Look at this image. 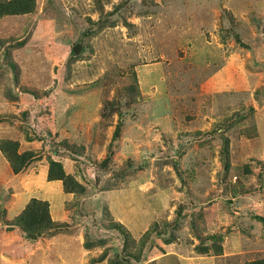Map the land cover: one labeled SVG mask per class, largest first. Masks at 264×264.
Returning a JSON list of instances; mask_svg holds the SVG:
<instances>
[{
  "label": "rangeland",
  "instance_id": "rangeland-1",
  "mask_svg": "<svg viewBox=\"0 0 264 264\" xmlns=\"http://www.w3.org/2000/svg\"><path fill=\"white\" fill-rule=\"evenodd\" d=\"M3 138L34 157L15 172L0 149V264L264 262V0L1 15ZM33 197L70 226L11 227Z\"/></svg>",
  "mask_w": 264,
  "mask_h": 264
},
{
  "label": "trees",
  "instance_id": "trees-1",
  "mask_svg": "<svg viewBox=\"0 0 264 264\" xmlns=\"http://www.w3.org/2000/svg\"><path fill=\"white\" fill-rule=\"evenodd\" d=\"M36 0H0V16L4 14H23L34 11ZM102 24L104 21H99ZM20 141L3 138L0 140V149L3 154L9 158L15 172H19L32 160L34 152L24 151L18 152ZM48 180H61L66 193H76L81 195L86 192V185L79 182L74 175L66 172L58 159L51 160L48 169ZM264 220V218H263ZM11 223L18 225L24 232L36 234L38 237L47 234L52 229L70 226L67 222L53 220L50 212V203L46 199L33 197L24 207L22 212ZM251 264H264L262 261H254Z\"/></svg>",
  "mask_w": 264,
  "mask_h": 264
},
{
  "label": "crops",
  "instance_id": "crops-1",
  "mask_svg": "<svg viewBox=\"0 0 264 264\" xmlns=\"http://www.w3.org/2000/svg\"><path fill=\"white\" fill-rule=\"evenodd\" d=\"M222 69H225V67L220 68V70L214 72L213 77H215V76H219L218 73H219ZM215 73H216L217 75H216ZM50 181H52V180H50ZM54 181H58V180H54ZM51 213H52V212H51ZM52 218H53V220H56V221H62V220H60V219H58V218L53 217V215H52ZM62 222H64V221H62Z\"/></svg>",
  "mask_w": 264,
  "mask_h": 264
},
{
  "label": "water",
  "instance_id": "water-1",
  "mask_svg": "<svg viewBox=\"0 0 264 264\" xmlns=\"http://www.w3.org/2000/svg\"><path fill=\"white\" fill-rule=\"evenodd\" d=\"M81 45L80 44H77L75 47H74V51H78L79 50V47H80ZM34 237H36V235H34Z\"/></svg>",
  "mask_w": 264,
  "mask_h": 264
}]
</instances>
